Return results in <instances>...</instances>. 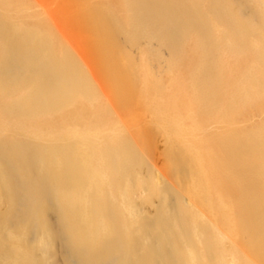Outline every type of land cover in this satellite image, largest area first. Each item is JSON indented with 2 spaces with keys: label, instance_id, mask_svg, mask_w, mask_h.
Returning a JSON list of instances; mask_svg holds the SVG:
<instances>
[{
  "label": "bare ground",
  "instance_id": "obj_1",
  "mask_svg": "<svg viewBox=\"0 0 264 264\" xmlns=\"http://www.w3.org/2000/svg\"><path fill=\"white\" fill-rule=\"evenodd\" d=\"M0 264H264V0H0Z\"/></svg>",
  "mask_w": 264,
  "mask_h": 264
},
{
  "label": "rangeland",
  "instance_id": "obj_2",
  "mask_svg": "<svg viewBox=\"0 0 264 264\" xmlns=\"http://www.w3.org/2000/svg\"><path fill=\"white\" fill-rule=\"evenodd\" d=\"M134 55L137 56V53H134ZM115 71L122 72L118 66L115 67ZM103 100L109 104L105 98H103ZM143 115L145 117H143ZM141 116L142 117L139 118L137 125L142 127L145 132L142 130H137L135 133H140L137 139L148 147L149 157L153 163H155V160L157 162V164L155 163L156 166L158 168H162L164 171H167L168 177L170 178L169 172L167 170V162L165 159L166 139L164 137L165 133L163 134L165 130L161 133V129L159 127L156 129L157 125L153 122H150V115L148 113L141 114ZM127 123L132 126L130 122Z\"/></svg>",
  "mask_w": 264,
  "mask_h": 264
}]
</instances>
